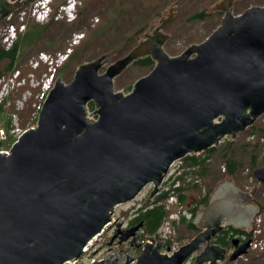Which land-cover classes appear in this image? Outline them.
Here are the masks:
<instances>
[{"label":"water","instance_id":"water-1","mask_svg":"<svg viewBox=\"0 0 264 264\" xmlns=\"http://www.w3.org/2000/svg\"><path fill=\"white\" fill-rule=\"evenodd\" d=\"M236 1L216 2L210 11L222 14L219 25L177 56L163 48L169 36L162 30L173 4L152 31L101 73L112 57L80 64L68 83L54 82L35 126L7 154L0 153V264L78 259L116 205L151 185L142 204L151 207L174 162L235 139L264 115V6L235 15ZM20 5L0 0V21ZM144 57L154 62L152 69L128 93L116 92L114 78ZM90 102L95 120L87 117ZM253 176L264 184V165ZM225 181L230 180L214 182L216 191L194 218L199 231L186 244L171 255L162 253L164 239L157 231L138 255H125L120 264L222 262L226 248L214 243L216 237L230 225L246 228L256 212L247 205L256 188L243 193L230 182L219 186ZM136 229L115 230L108 245ZM232 244L230 261L246 252L248 241ZM91 264H117V259Z\"/></svg>","mask_w":264,"mask_h":264},{"label":"rangeland","instance_id":"rangeland-1","mask_svg":"<svg viewBox=\"0 0 264 264\" xmlns=\"http://www.w3.org/2000/svg\"><path fill=\"white\" fill-rule=\"evenodd\" d=\"M81 5L76 10L82 12V16L80 18V24L78 27V31H73L70 35L66 34L65 37L57 39V44L54 42H50L54 28L53 23L58 22H68L64 18H58V20H54L52 22H48L51 24L50 27L45 32V39L39 38L35 43H33L30 48L26 49L17 62V67L22 68L21 77H25L27 79L25 85L21 87H13L12 80H8L9 86V96L8 102H10L9 108L13 107L14 112H20L19 116L12 117L13 124H20L23 127H34L35 120L32 119V102L35 101L36 94V81L41 78L43 73L46 70L47 66L44 63H41L38 68L30 74V68L27 64L28 59L33 55L39 52H46V54L54 55L58 52H62L66 49L69 43V39L72 37L73 33H83V38L79 44L73 47L76 55L74 60L66 61L58 68L55 72L52 71L50 73V79L55 82L58 78L62 79L63 83H68L72 79L75 69L83 63L92 61L100 56L104 58V61L111 59L106 62L103 67L100 69V73L112 62L124 56L132 47H134L138 41L141 40V36L144 32L152 31L155 26H157V21L161 16L168 14V8L172 6V18L171 20L164 26L163 32L169 36V39L164 44V51L169 56H177L181 52H183L186 48L193 44H199L206 37L210 35V33L219 25L222 14L217 11V17H213L211 19L205 17L204 19L190 20V16L197 10L204 8L205 6L211 7L218 2V0H143L144 6L143 8L138 7L136 1H132L131 9L124 8L122 5L123 0H80ZM64 2V0H55L52 5V10L56 12L59 11V5ZM134 4V5H133ZM264 4V0H238L234 3L232 8L233 14L237 15L243 12L245 9ZM113 13V22L112 24L105 29L103 32L94 33L91 36L93 30H97L100 24H104L106 22L107 13ZM47 24V23H44ZM33 25L29 24L28 26ZM39 25V24H37ZM145 25V28L141 30V32L137 35L135 41L129 43V45L125 48L121 55L116 56L112 52V45L119 39L124 38L126 35L137 32L142 26ZM90 35V36H88ZM63 48V49H62ZM111 51V52H110ZM5 62H0V67H4ZM78 65V66H77ZM150 71V68H140L139 66H129L126 68L119 76L114 78L113 88L116 92H121L123 94L128 93L139 78L145 76ZM7 76V75H6ZM8 77V76H7ZM19 77V78H21ZM16 86V85H15ZM17 108H21L20 110H16ZM12 111V112H13ZM257 127L262 126L264 128V116L263 118L255 124ZM22 128V127H21ZM264 131V130H263ZM264 133V132H263ZM262 133L254 130L247 132L243 135H239L237 138L241 142L249 143V149H252L254 143L257 142L256 155L258 161L264 155V137L258 136ZM251 136V137H250ZM236 138V139H237ZM247 149V150H249ZM214 157V156H213ZM241 166L238 168V172L234 177L229 178L230 182L236 188H245L252 187V184H256V192L254 194V202L264 203V184L257 183L256 180L252 176V172L261 167L260 161L257 163V166L251 170L250 163L246 159L244 155L242 158ZM212 170L210 171V175L197 176L195 170L190 169L186 178L183 180V184L181 185H193L196 184L198 187L197 191L201 194L206 191L207 188L211 187V184H214L217 180L223 178L224 173V165L221 160H217V158L209 159L208 161ZM178 163L172 167L169 171V177L173 178L183 169L187 171L186 168L178 169ZM166 189V187H165ZM145 190H143V195H145ZM195 196L197 192L193 193ZM190 201L186 199L182 204V208H187V202ZM167 202L165 201L164 204ZM131 207H125L126 210ZM173 209L178 207L172 203ZM262 218H264V210L260 212ZM257 215V216H258ZM188 217V215H187ZM254 224V223H253ZM250 226L254 228V225ZM262 224V223H260ZM264 224V223H263ZM263 226V225H262ZM195 235V231H190L186 228V225L179 222L174 224V240L179 245L186 244L193 236ZM264 235V233H263ZM109 239V238H108ZM107 239V241H108ZM103 243V242H102ZM123 249V253H120L118 250ZM124 251H129L127 246H122L120 248H113L110 251H106L105 254L110 255L112 253H117L120 256L119 261L123 259ZM164 252L163 249L160 250ZM130 252V251H129ZM165 253V252H164ZM105 255V256H106ZM116 257V255L114 256ZM247 264H264V252H256L251 251L248 256ZM242 260H239L237 264H246ZM229 264V263H226Z\"/></svg>","mask_w":264,"mask_h":264},{"label":"trees","instance_id":"trees-1","mask_svg":"<svg viewBox=\"0 0 264 264\" xmlns=\"http://www.w3.org/2000/svg\"><path fill=\"white\" fill-rule=\"evenodd\" d=\"M55 2V1H54ZM138 7L143 8L144 1L143 0H137L136 1ZM122 5L124 8L131 9L132 7V1L131 0H123ZM134 5V4H133ZM209 6H205L204 8H201L200 10L195 11L191 16L190 20H197V19H204L205 17L211 19L213 17H217L216 12H211ZM82 16V12L79 11L76 15V18L71 22H56L53 23L54 32L52 35V38L50 42H54L57 44V39L63 38L66 36V34H71L73 31H78V27L80 24V18ZM107 20L104 24H100L99 28L97 30H93L91 33V36L97 32H103L105 29H107L113 22V13L108 12L107 13ZM52 24V23H51ZM51 24H43V25H37L33 24L30 26H27L26 30L22 35L18 37L16 42L13 44V46L5 51L0 49V62L4 61L5 65L4 67H0V73L3 71L11 72L13 69L17 66V62L23 52L30 48V46L35 43L39 38L45 39V32L50 27ZM145 28V25L142 26L141 29H139L137 32H134L132 34L126 35L124 38H119L113 45H112V52L116 56L121 55L122 52L125 50V48L129 45V43L136 40L137 35ZM90 36V35H88ZM63 49V48H62ZM74 51V49H73ZM69 55L68 61L74 60V57L76 55V52H73ZM154 65V62L150 59V57H144L141 59H138L137 61L133 62L131 66H139L140 68H150L152 69ZM78 66V65H77ZM131 88V87H130ZM10 98V96L8 97ZM94 109L93 104L90 102L88 104V110L92 111ZM12 108L5 107V100L0 103V125L3 127L6 131L10 129V119L12 114ZM257 130L261 132V135L264 137V128L260 126L253 125L249 127L247 130H245L241 135ZM250 144L241 142L237 139L230 140V139H224L221 143H219L217 146L211 147L207 149L206 151L202 152L201 154H192L187 155L184 158L180 160L181 164L187 168H196L195 172L199 176L204 175H210V171L212 170L211 164L208 162L209 159L217 158V160H221V162L224 165V178H232L235 176V174L238 172V168L241 166L242 163V157L245 155L246 159L250 163L251 170L254 169L257 166V163L259 162L260 165H264V155L261 157V159L258 161L257 155L255 153L257 148V142L254 143L252 146V149H249ZM6 148L8 147V144L6 141H0V148ZM249 149V150H247ZM214 156V157H213ZM177 176L175 179L177 181L182 180V176ZM171 183L167 190L162 191L159 193L156 198L153 201V205L150 209L145 211L142 214V219H144L146 222L148 221L147 226V232L148 234H153L155 230L157 229V226H159L163 219L167 216V212L164 210V206L162 204L163 200L168 197L170 194H175L177 197V204H178V212H179V222L186 225V228L190 231H195L196 227L193 224V218L195 213L198 211L200 207H204L208 204V201L210 199V196L213 192V187L215 184H211V187L207 188L205 192L199 193L197 191V185H179L178 187L172 188ZM197 192V195L195 196L193 193ZM187 203H189V206L187 205V208H182V204L185 202L186 199H189ZM258 211L264 210V203L260 204L255 201ZM184 212V213H183ZM186 214L189 216L187 217ZM240 234H247L245 231L241 230H234L229 228L227 231L221 232L215 239V243L220 244L223 247L229 248L231 245L232 237L235 235Z\"/></svg>","mask_w":264,"mask_h":264},{"label":"built area","instance_id":"built-area-1","mask_svg":"<svg viewBox=\"0 0 264 264\" xmlns=\"http://www.w3.org/2000/svg\"><path fill=\"white\" fill-rule=\"evenodd\" d=\"M14 1V0H11ZM41 0H32L31 2L27 4H23L20 9L14 13L9 14L2 22H0V46L7 50L9 49L15 42L17 36L22 33L25 29V23L27 20L36 22V23H44L47 21V16L49 13V10L47 8L41 9ZM79 4L77 0H67L66 4L60 6L58 13L56 14L55 18L58 19L64 18L67 21H70L74 18L75 13V7ZM81 37V34H76L71 40L70 46L73 44L78 43L79 39ZM70 51V48L66 50L65 53L58 52L54 55H49L46 53H39L38 57H33L29 60L28 64L30 67V74L32 75V72H34L38 66L41 63H44L47 68L41 78L36 81L35 87H36V94H35V101L32 102V119H34L38 113V110L40 108V104L44 101L46 94L52 87V80L50 79V73L53 69L59 67L64 59L66 58L68 52ZM21 72L19 69H16L14 73L12 74L13 80L10 77H7L3 74L0 75V102L3 98L7 96L9 93V86H8V80H12V86L13 87H21L25 85L27 79L25 77H21ZM21 77V78H19ZM16 85V86H15ZM8 105V103H7ZM21 108H17L16 110H20ZM88 118H93V116L89 113ZM28 128H21L17 123L14 124V126L10 129L8 134L0 128V140H5L8 138L11 146L13 143L17 141V139L24 133ZM8 150L1 149L0 153H6ZM174 164L172 165V167ZM180 173V172H179ZM176 183L174 186H177ZM245 190H249L250 187H245ZM136 201L139 200L137 197L135 199ZM175 197L171 196L168 198L165 208L167 210L170 209V206L172 203H175ZM177 216L175 213H171L169 215V219H175ZM117 222H120L123 220L122 217H120L118 207L114 209V212L111 216V221L108 222L103 229L95 235L83 248V254L84 256L82 258L67 262L65 264H90L94 260L99 259H106L110 255H106L102 251V242L105 240L106 237L110 236L112 233L116 220ZM254 228H252L250 236H249V248L248 252L256 251V252H263L264 251V218H262L260 215L256 216L253 220ZM262 223V224H260ZM263 225V226H262ZM161 235L167 240L170 244L169 246V252L170 254L172 251H175L178 248L177 242L174 240V230L169 220H166L160 229ZM106 255V256H105ZM115 255L111 256L110 258H116ZM239 260H242L243 262L248 261L247 254L239 256L235 261H233L231 264H237Z\"/></svg>","mask_w":264,"mask_h":264},{"label":"flooded vegetation","instance_id":"flooded-vegetation-1","mask_svg":"<svg viewBox=\"0 0 264 264\" xmlns=\"http://www.w3.org/2000/svg\"><path fill=\"white\" fill-rule=\"evenodd\" d=\"M226 182H223L220 185L225 184ZM218 186V187H219ZM151 186H147L145 187L143 190H145V195L142 198V200L139 203H134V206L129 207L126 211H125V215H124V220L117 222L118 219L115 221V229L119 230L122 233H128L129 230H132L133 228L137 227V229L133 232V235H130L129 237H127L126 239H124L123 241L119 242V238L121 237V233L117 235V237L112 241V243L110 244V246H108V249L111 250L113 248H120L122 246H127L128 250L130 251H124V254H128L131 256H136L139 253L140 250V245L144 242H146L147 237H148V232H147V226H148V221L146 222L144 219H142V214L147 211L149 208H143L140 204L143 203V201L146 199L149 191H150ZM158 194H156L153 198H152V203L154 201V199L156 198ZM249 204H254V202H249ZM138 205V206H137ZM189 206V203L187 204ZM160 226H157V229L155 230L158 231L160 230ZM229 228L234 229V230H240L239 228L241 227H237L234 228L233 226H227L225 227V229L223 231H227L229 230ZM222 231V232H223ZM198 231L195 230V234ZM133 243V245H132ZM233 245V244H232ZM232 247H235L234 245ZM120 253H123V249L118 250Z\"/></svg>","mask_w":264,"mask_h":264},{"label":"bare ground","instance_id":"bare-ground-1","mask_svg":"<svg viewBox=\"0 0 264 264\" xmlns=\"http://www.w3.org/2000/svg\"><path fill=\"white\" fill-rule=\"evenodd\" d=\"M131 66V65H130Z\"/></svg>","mask_w":264,"mask_h":264}]
</instances>
